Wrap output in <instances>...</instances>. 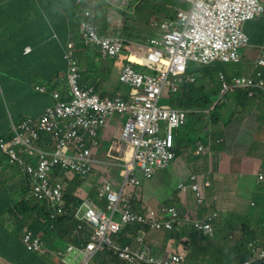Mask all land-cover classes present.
<instances>
[{
  "label": "built area",
  "instance_id": "obj_1",
  "mask_svg": "<svg viewBox=\"0 0 264 264\" xmlns=\"http://www.w3.org/2000/svg\"><path fill=\"white\" fill-rule=\"evenodd\" d=\"M191 4L188 11H179L174 21L163 20L156 25L157 32L148 42L144 55L145 63L156 71L149 76L125 66L120 81L130 87L127 97L121 93L114 99H101L93 89L78 86L79 73L76 67L75 44L69 43L65 59L71 64L69 84L74 99L71 103L61 102L60 95L54 94L57 103L50 107L38 120L27 118L20 125L13 124V137L8 140L0 136V155H7L32 182L33 196L45 200L54 207L62 202L65 185L59 176L53 175L56 167L71 179L85 177L101 163L95 158L100 142L98 130L107 127L115 116H121V138L126 146L133 148L127 163L121 165L125 181L120 192H116L110 183L101 190V196L109 199L112 215L92 206L87 207L84 218L94 225L95 233L88 245L80 249L84 264L107 247H113L112 235L117 233L122 224L114 220L117 212H122L124 223L139 220L152 227L160 228L163 222L158 214L149 210L147 216L134 214L131 201L136 187L141 181L136 177L137 170L150 178L155 170L165 168L173 158V130L186 123V112L169 107H160L161 96H171L179 91L184 83L192 82L186 77L190 62L210 64L215 61L237 62L239 51L248 43L244 32L247 21L257 19L264 13L261 0H185ZM90 12L85 17H90ZM154 27L153 24H151ZM155 28V27H154ZM85 44H93L101 49L106 58L117 57L125 48L124 41L118 37H101L93 22L81 24ZM158 37V38H157ZM258 66H264L261 60ZM223 78V77H222ZM249 86L253 85L248 81ZM262 85V84H261ZM45 92L44 88L39 89ZM164 124V128H162ZM51 136V141L41 139ZM21 153L35 156L37 165L24 162ZM54 148V151L48 148ZM202 147L199 148V151ZM263 179V175H261ZM51 180L55 181V186ZM197 192V203L204 204L200 184L192 186ZM61 212V208H58ZM161 215L176 217L174 208L163 209ZM171 226L170 223H167ZM207 230L210 227L206 226ZM29 249L40 247L39 239L26 237ZM121 257L130 261L135 258L130 249L117 248ZM264 258V253L261 255ZM163 264H180L177 260H168Z\"/></svg>",
  "mask_w": 264,
  "mask_h": 264
},
{
  "label": "crops",
  "instance_id": "obj_2",
  "mask_svg": "<svg viewBox=\"0 0 264 264\" xmlns=\"http://www.w3.org/2000/svg\"><path fill=\"white\" fill-rule=\"evenodd\" d=\"M13 1L0 0V10L4 13L10 11V3ZM59 1L62 9L65 10L67 2ZM17 7L19 9L20 5ZM167 7L168 4L165 5V10H155L157 12L151 14L150 17L162 14V19L166 18ZM135 9L136 5L133 11ZM148 13L153 12L150 10ZM44 17L46 16L44 15ZM28 21L30 24L36 25L35 30L38 37L14 38L6 28L9 23L0 22V61H2V71L11 72L3 81L5 86H10L8 90L11 92H8L7 95L11 104L14 105L15 109L19 107L18 114L20 113L22 116L38 117L53 103V100L50 95L34 97L35 88L46 86L54 89L57 83L66 84V70L60 52L58 51L57 54L55 50H52L55 36L49 33L53 32L50 22L46 18H35L34 16ZM262 27H264V17L248 23L245 28L248 34L257 36V42L251 45L252 49L248 51V57L252 60L256 59L254 50L258 52L264 46V34L259 31ZM126 41L129 44L128 49H130V45H136L130 39H126ZM27 48L32 49L28 54L25 50ZM22 50L23 52H21ZM125 51L128 53V50ZM127 53H121L113 61L104 59L98 61L96 65L93 62V66L87 71L89 76L86 85L92 84L98 87L99 93L105 96H114L117 92H128L127 87H116L119 73L126 64L125 55ZM221 72L214 73V79L217 80ZM34 73L40 75L42 84L35 83V86L32 85ZM210 77L205 74L201 83L204 86L206 82L210 85ZM230 116L231 118H229ZM119 122L121 121L117 118L110 121V126L114 123L112 134L117 133ZM107 130L106 128L100 133L105 135ZM179 132H176L177 144L179 143ZM213 133L222 136L212 137L211 154L202 157L183 156L189 174L205 173L211 177L212 188L208 191L206 208L198 210L191 193L184 197H170L171 202L182 207L181 220L178 223L179 228H177L179 241L174 239L167 241L168 235L163 231L150 230L142 238L156 255H165L173 252V250H180V244L188 242V234L191 232L193 222L212 212L237 216L240 222L237 224L238 230L243 225L250 227V232L264 244V181L259 182L258 179L260 172L264 169V96L257 94L254 99H251L247 110L236 109L233 104L229 105L224 110L219 125L214 127ZM218 141L222 142L218 143ZM106 155L107 150L103 147L96 157L104 160ZM11 168L14 167L7 163L0 164V197L4 195L5 190L10 188L16 190L15 197H23L19 186L25 184L26 179L13 181V178L8 175L11 173ZM94 173L87 178L81 187L86 194H89L95 186ZM240 187L243 193L241 190L238 193ZM230 196L238 198H227ZM87 198L92 202L90 197ZM1 200H3L1 205L7 207L8 201L3 198ZM139 202L140 205L143 204L141 198ZM11 230L10 223L5 227H0V250H6L5 248L8 247ZM236 235L239 238L241 232L238 231ZM231 249V247L230 249L225 248V251ZM10 261L12 260L7 256L0 254V264H13ZM195 264H211L210 256L208 254L198 255Z\"/></svg>",
  "mask_w": 264,
  "mask_h": 264
},
{
  "label": "trees",
  "instance_id": "obj_3",
  "mask_svg": "<svg viewBox=\"0 0 264 264\" xmlns=\"http://www.w3.org/2000/svg\"><path fill=\"white\" fill-rule=\"evenodd\" d=\"M64 1L67 2V8L65 10L62 9L59 0H14L10 3V11L4 13L0 10V22L4 21L9 23L6 25V28L9 34L14 38H34L38 37L35 30L36 25L30 24L28 19L33 16L35 18H46V20L50 22L51 29L53 30V32L49 33L55 36L52 50H55L57 54L59 51L62 58L61 60L64 61L61 55L64 51V47L69 40H79V25L86 11L91 12L92 17L90 21L97 25L101 35L108 36L110 30L107 24L100 18L101 12L103 14L105 11L102 5H100V0ZM178 1V3L181 2L180 0ZM107 2V0H103L104 5ZM132 2H138L136 4L137 6L142 4V2H147V6L150 5L154 12L157 9L162 10V8L159 7L156 9V5L151 4L150 0H133ZM18 5H20L19 9L17 7ZM167 12V17L174 16L173 11L167 10ZM43 13L46 17H44ZM123 28L120 32L123 31ZM259 31L264 34V27L259 29ZM123 33L126 34V39H130L127 30H124L122 34ZM151 34L153 33L150 31L147 33V36ZM256 42L257 36H255V34H248L247 46H251ZM21 52H23V50ZM100 57L99 48L97 50L88 47L84 52L78 54V61L85 69V84H88L87 77L89 74L87 71L93 60ZM1 64L2 61H0V71L3 72ZM196 67L199 68L197 71L198 75H195L196 83H184L183 87L171 96L173 108L182 109L187 112V124L182 127L179 132V142L187 147L201 141L207 143L209 135H213L216 138L219 137L220 135H216L217 133H213V131L206 129L208 125L212 127L218 126L223 118V112L229 104H233L236 109L247 110L248 104L251 101L248 95L242 93L239 89L226 93L223 99L219 100L220 86L218 85L219 83L214 81L213 77V74L217 71L212 66H201L197 64ZM135 68L138 70L145 69L149 73L151 72L147 66L135 65ZM3 73L5 74L4 78L2 79L0 76V134L8 135L10 131V120L13 119V121L17 123L23 116L20 113L18 114L19 107L15 109L8 98L7 93L11 92L8 90L10 86H5L3 84V81L11 72ZM34 74L40 77L38 73ZM205 74L211 76L210 80L214 82L213 87L206 88L201 83V79ZM229 79L230 77L227 78V80ZM65 86V84L62 85L57 83L54 87L56 89L54 90L65 92ZM41 96L40 93H36L34 97ZM214 103L216 104L212 110L211 116L205 120L203 109H206V107ZM229 118H231V116ZM8 137L10 136L8 135ZM177 155H188V152L184 153L178 150ZM84 181L85 179L78 177L69 182L65 192V212L57 218H51V209L45 202L34 197H28L31 192V185L27 180L25 184L19 186L23 197H15V189L10 188L5 190L4 195L0 197V227H4L6 220L8 223H12L13 230L11 231V236L18 250L16 252L15 249H12V240L10 239L8 242L10 249L0 250V254L7 256L12 260L10 262L13 264H55L45 253L29 252L25 248H22L23 250L21 249L20 231L25 227H29L35 234L40 235L44 245L51 252L56 254H63L68 245H74L76 247L85 246L91 239L94 228L88 222H81L76 217V212L82 205V200L75 196V192L81 187ZM90 197L102 206L107 205L106 200L100 199L101 202L97 200L99 194L95 189L90 192ZM1 198L8 201L7 207L1 205L3 202ZM236 227L237 221L233 215L220 214V218L215 223V232L212 238L204 237L202 234L195 232L201 240L194 239V236L189 245L185 244V248L189 252L188 257L189 255L191 258L193 255L197 256L198 254H203L202 250L214 246V240L218 242L220 233H223V237H225L228 244L231 243L232 249L228 250L226 255L223 250L215 252V259L212 264H241L248 261L251 257H255V254L247 250L249 244L254 241V236L248 231H243V242L241 237L236 241ZM146 230L143 224H128L119 234L115 235V243L119 245H130V243L137 240L140 234L146 232ZM89 264H128V262L122 261L114 249L106 248L104 251L96 254ZM255 264L264 263L257 262Z\"/></svg>",
  "mask_w": 264,
  "mask_h": 264
},
{
  "label": "clouds",
  "instance_id": "obj_4",
  "mask_svg": "<svg viewBox=\"0 0 264 264\" xmlns=\"http://www.w3.org/2000/svg\"><path fill=\"white\" fill-rule=\"evenodd\" d=\"M131 1H133V0H131ZM180 1L181 2H184V3H187L189 5V9H190L191 4L189 2H187L185 0H180ZM261 2H262V5L264 7L263 0H261ZM167 8H170V9H167V10L173 11L170 6H168ZM188 10H184L181 7H176V10L173 11L174 12L173 13L174 14L173 17H167L166 16V14H168V12H167L165 14L166 18L161 19L158 22L151 21L150 24H149L150 30H147V33H149L151 31L153 34L149 35L148 38L145 40L144 49L141 50L140 52H132V51H130L127 48L128 45H129L128 42L125 39H123L121 36H118V38H120V39H122L124 41V45H125V48L123 49V51L121 53L124 52V54H125V53H127V51H125V50H128V53L125 55L126 64L124 65L123 69L125 68V66L131 65L134 68V70L137 71V72H139V73H143V74L149 75V76L155 75L156 74V71L154 70V68H151L149 65H147L145 63L144 59L141 56L144 55V52L146 50L145 48L147 47V45L149 43L148 41L151 38H153L154 33L157 32L156 25L159 22L163 21V20L174 21L176 19L177 13L179 11H188ZM86 12H90V11H86ZM85 13H84L83 19L81 20L80 25H79V29H80L79 40H77V41L69 40L66 43V46L64 47V51L62 50L63 53L61 55L63 57V60L65 61L64 63H66L65 64V70H66V84H65L66 86H65V92L57 91V90H54L56 88L52 89V88L46 87V86L36 87L35 88V92L36 93H40L41 95H50L51 98H52V100H53V103L51 105H49L45 109V111L43 112V114H41L38 117L23 116V118H21L17 123H15L13 121V119H11L10 120V131L8 133V135L10 137H8V135H4V134H0V136H3L5 138H7L8 140H10L13 137V134H14L13 124L18 126L23 121H25L27 118H32V119H35V120H38V119L42 118L44 116V114L46 113V111L50 107H54L56 105L57 100L54 97V94L55 93H58L60 95V98L58 99L59 101H61V102H67L68 104L72 102V100L74 99V96L72 94L71 86L69 84V73L71 72V67L72 66H71L70 62L67 59H65V51H66L67 46H68L69 43H74L75 44V55H74V58H75V61H76V67L78 68V73L80 75L79 76V80H78V86L80 88H83V89H93L94 94L98 95L101 99H106V98H108V99H114L117 96V94H119V93H121L123 95V97H127L130 94V91H131L130 87H128L127 85L123 84L120 81V75H121V72L123 71V69L119 73L118 81L121 84H123L125 87L128 88V92H125V93L124 92H117V93H115L114 96H103V94H100L99 93L98 87L96 88L92 84L86 85L84 83L85 79L83 80V78L85 76L84 75L85 69L83 70L84 67L78 61L77 56H78L79 53L84 52L88 47L89 48H93V49H97V50L99 48L98 46H95L93 44H85V42H84L83 35H82V30H81V24H82L83 21H89V22H91L90 21V18L92 17L91 12H90L91 15H90L89 18H86L85 17ZM263 15H264V13H263ZM263 15L261 17L257 18V19L249 20V21H247L245 23V25H244V32L246 33L247 36H248V34H247L246 30H245L246 25L248 23H251V22H254V21H257V20L261 19L263 17ZM151 24H153L155 28L152 27ZM96 27H97V25H96ZM97 29H98V27H97ZM97 31H98L99 36H101V37H104V38L111 37L109 35L108 36L101 35L99 33V29ZM112 37H117V36H112ZM250 47L251 46H247V45L245 47H242L240 49V51H239V61H237V62L231 61V62H233V63H239L241 61V51H242V49H249ZM25 50L27 51L26 54H28V53H30L32 51V49H30V48H27ZM99 50H100V54H101L102 58L108 59V60H114V59H116L117 57H119L121 55V53H120L117 57H114V58H106V57L103 56L100 48H99ZM261 60L264 61V46L260 50H258L257 55H256V59L254 60L253 71H252V73L249 76L238 75V74H235L234 73L233 75L228 76V77H230V79L227 80L228 77L225 74H223L222 72L219 73V78H220V80L223 83L222 87H220V99L219 100H222L223 97H224V95L226 93H228L230 91H233L235 89H239V91H241L242 93L247 94L248 97H249V99H254L257 94H262L264 96V66H258V64H259V62ZM218 61H220V60H218ZM215 62L210 63V64H201V63H197V62H190V63L198 64V65H201V66H212ZM221 62H223V61H221ZM223 63H230V62H223ZM135 65L147 66L151 70V72L149 74H146V73H144V72L136 69L135 68ZM185 75H186V77H192L193 78V81L192 82H187V83H190V84L196 83V76H195V74H193L191 72V70L189 69V66H188V69H187ZM199 77H202V76H199ZM202 80H203V78L201 79V81ZM214 81H216V83H219L220 84V82H219L218 79L217 80L214 79ZM248 81H252L253 82V85L249 86L247 84ZM62 85H64V84H62ZM213 85H214V82L212 80H210V85L206 82L205 87L206 88H211V87H213ZM182 87H183V85L181 86V88ZM40 88H44L45 89V92H41L39 90ZM215 104L216 103L212 104L211 106L206 107V109H203V115H204V119L205 120L208 119L211 116V113H212V110L214 109ZM229 105H231V104H229ZM169 108L178 109V108H173V107H169ZM178 110H182V109H178ZM182 111H184V110H182ZM117 117L118 116H115L112 119L117 118ZM208 121H210V120H208ZM186 124H187V112H186V123L183 126H180V127H178V128H176V129L173 130V136H174V138H173V146L171 148V152L173 153L174 156H173V158L170 160L169 164L165 168L159 169V170L158 169L155 170L154 173H153V175L150 178H146L144 176V173L141 172V171H139V170H137V172H136V177L141 181V184L138 185L135 188L136 191L133 194V199H132L131 204H130L131 205V210L133 211L134 214L142 215V216H147V212L149 210L155 211L158 214V217H157L158 220L161 221V222H163L162 227H160V228L152 227L151 225H148V224H146L144 222H141L139 220L124 223L122 212H117L114 215V220H116L118 223L122 224V227H121V229L117 233H115V234L112 235L114 246L113 247H107V248L114 249L115 252H116V254L118 255V257L122 261L128 262V264H163V263H165L168 260L172 261V260H177V259L180 262V264H190V263L195 264L197 262V256L198 255H202V254H198L197 256H194L193 255L191 258H190V255H189V257H188L189 252L186 250L185 244L189 245L192 242V238L194 236L199 237L195 232L202 234L204 237H210V238H212L214 236L215 223L220 218V214L219 213H216V212H212L211 214H207L202 219H199V220H196V221L193 222L191 232L188 234V242L187 243L180 244V247H181L180 250H177V251H174L173 250V252H169V253H167L165 255H156V254H154L152 252L151 247L142 238V236H144V234L148 233L150 230H153V231H163L165 234H167L168 235L166 237V240L167 241L170 240V239H174V240H178L179 241V234L177 232V228H179L178 223L181 220L182 207L181 206H178L176 204H173V205H164V206H162V207H160L158 209H153L152 207H146L144 205V201H143V204L140 205V202L139 201H140V198L141 197H140V195H138V190L143 186V184H144L145 181H148V180L152 179L154 175L164 174L162 176H165L166 169L177 159V156H178L177 155V151L178 150L179 151H182L184 153L188 152V155H192V156H196V157H202L203 155L211 154V152H210L211 146H212L211 140H213V138H212L213 135H209L208 136L209 137V140L207 141V143L201 141V142H197L195 145H191V147L190 146L187 147L186 145H181L180 142L177 144L176 132L177 131H180L182 129V127H184ZM109 125H110V122H109L108 126ZM107 127H104V128L99 129L98 130V134H97V140L100 142V146L97 149V153L95 154V158L98 159L101 162L99 164L100 165L99 167H97L96 169H94L91 173H89L85 177L76 176V177H73L71 179H68L65 176V172L61 168L56 167L54 169L53 175L59 176L60 182L65 185L64 197L62 199V202L59 203V204H57L56 207H54L52 204L48 203L45 200H41V199L33 196L32 190H33V186L34 185L30 181L29 176L27 174H25L15 163H12L10 161V158L7 155H0V164L7 163L8 165H11L13 167L19 168V170L24 173V175H25L26 180L28 181V183L31 185V192H30V194H29L28 197H34V198H36V199H38V200H40L42 202H45L48 205V207L51 209V212H52L51 218H57L60 215H63L64 212H65V192H66V189L68 187L69 182L72 181V180H74L75 178H78V177H81V178L85 179V181H86L87 178H89L91 176V174H93L95 171H100V169L103 166H105V165H110V166H113V167H117V168H119V170H121L122 183L120 184L119 190H117L116 189V185L114 183L110 182L109 179L107 178L105 180L104 186L107 183H110L111 186H113L114 191L120 192L122 190L123 184H124V181H125V177L123 176V170H124V168L121 165H124L125 163H127V158L130 157V155L132 154V152H133L134 149L133 148H128V150H124V147L126 146V143H124L123 145H119L118 143H115L112 146V148L110 149V151H115V152L118 153V159H119L118 162L109 163L108 161L105 160V157H104V160L97 158L96 155L100 152L101 148L104 147V141H101L98 138L99 137V131H102V130L106 129ZM120 128H121V122L118 123V126H117V134L120 131ZM206 129H208L210 131H213L214 127H212L211 125H208V127ZM50 138H51V136H47V137L41 136V139H47V140H50L51 141ZM221 142L222 141H218V143H221ZM200 147H202V149L199 151V148ZM16 149H17V151L19 153L18 156L24 162H26L28 164H31L33 166H36L37 165V158L35 156H30V155H26L24 153H21V148H19V147L16 148ZM189 149H190V151H189ZM48 150H50V151L51 150H55V147L54 148L53 147L52 148L50 147V148H48ZM177 163L178 162L176 161V164ZM261 175H263V179H261ZM258 179H259V182H263L264 181V169L260 172ZM84 182H83V184H84ZM51 183H52L53 186H55V184H56L54 180H51ZM195 184H200L201 189H202V196H203V199H204V204L202 206H199L198 205V203H197V192L194 191L193 188H192V186L195 185ZM82 185H81V187H82ZM81 187L78 188L76 190V192H75V196L82 200V205L80 206V208L76 212V217L81 222L82 221L88 222L87 219L84 218V215H85V213L87 211V207L89 205L92 206V207H95L97 209L103 210L108 215H112V212L108 208L109 207V203H110L108 197L107 196H103V197L101 196V190H102L103 187L100 188V189H97L94 186L92 188V190H94V189L97 190V192L99 194V197H98V201L99 202H101L100 199H103V200H106L107 201V205L106 206H102L97 201H94V200H92V202H91L87 198V197H90V193L89 194H86L81 189ZM211 188H212L211 177L208 176V175H205V173H190L186 177L185 180L180 181L178 183V185H177V189L181 193H187V194L188 193H191V194H193L195 206L197 207L198 210H204L206 208V201H207L208 191ZM141 200H143V199L141 198ZM58 208H61L62 211L59 212L58 211ZM169 208L176 209L178 215L176 217H171L169 215H161L160 214L163 209H169ZM222 214H224V213H222ZM118 216L120 217L119 219H117ZM131 223H140V224H143L145 226V228L147 229L146 232L140 234L139 238L137 240L133 241L132 243H130V245H119V244H116L115 243V235L119 234L128 224H131ZM167 223H170L171 226H168ZM7 224H8V222L6 220L4 227ZM89 224L92 225L93 228H94V230L92 232V236H93L94 233H95V227H94L93 224H91V223H89ZM10 225H11L12 230H13L12 223H10ZM207 225L210 227V230H207L206 229V226ZM238 231L241 232L240 237H241L242 242H243V238H244V235L242 233L243 231H248L249 233H252V232H250V227H247V226H244V225L241 226V228H239V230L236 227V233ZM236 233H235V240L238 241L240 239V237L237 238ZM9 234H10V239L12 240L11 247H12V249H15L16 252H17L18 247H17L16 243L14 242V240H13V238L11 236V232H9ZM252 235L254 236V241L249 244V246L247 247V250H249L248 252H250L252 254H255V257H251L248 261H246L244 263H241V264H255L257 262L264 263V258H261V255L264 253V244H262L259 240H257L256 239V236L253 233H252ZM27 236H30L31 238H37V239H39L40 247L38 249H29L28 248V245L26 243V240H25ZM92 236H91V239H92ZM91 239L88 241V243L91 241ZM9 240H8V242H9ZM88 243L85 246H82V247H76L74 245H68V247L65 249V251L63 252V254H56V253L51 252L44 245V242H43L42 237L40 235L35 234L33 231H31L29 227H25L23 230L20 231V247H21V249L22 248L23 249L25 248L29 252L45 253L46 255H48V257H50V259L55 264H77L76 262L80 258H82V262L80 264H84V256L80 253V249L86 247L88 245ZM133 243H136V244L135 245H132ZM229 245L232 248L231 243H229ZM214 246H215V248H214ZM214 246H210V247L202 250L203 251V254H208L210 256V263L211 264L214 262L215 252H217L218 250H223L224 253H225V255L228 252V250L225 251V249H220L216 245H214ZM117 248H121V249L129 248L130 249V252L134 256L135 260L134 261H130V260H127V259L122 258L121 257V254L117 250ZM5 249L6 250L7 249H10L9 244H8V247L5 248ZM100 252H102V251H100ZM100 252H98V253H100ZM250 253H249V256H250ZM93 258H92V260H93ZM234 264H237V263H234Z\"/></svg>",
  "mask_w": 264,
  "mask_h": 264
},
{
  "label": "rangeland",
  "instance_id": "obj_5",
  "mask_svg": "<svg viewBox=\"0 0 264 264\" xmlns=\"http://www.w3.org/2000/svg\"><path fill=\"white\" fill-rule=\"evenodd\" d=\"M107 1L108 2L104 5L103 0H100V5H102L103 9H105L103 14L101 12L100 18L103 22H105V24H107V27L110 28L108 35L117 36V37L121 36L123 39L126 40L125 38L126 34L125 33L122 34V32L124 30H127L130 35V40L134 44H136L134 46L130 45L129 50L132 52H140L141 50H143L145 40L148 38L147 30H150L149 28L150 22L151 21L158 22L163 18L162 14L152 15L150 17L151 14H154V11L152 10L153 8L150 7V5L147 6V2H142V4L138 6L136 5V9L133 11L135 4H137L138 2L134 3L131 0H107ZM150 1L151 4L156 5L155 7L156 9L157 7H159L162 8V10H165L166 4H168V6H170L173 11L176 10V7H181L184 10L189 9V5L187 3L184 2L178 3L179 2L178 0H150ZM263 4H264V0H263ZM150 10L153 13H148V11ZM122 28L123 31L120 32ZM251 49L252 47H250L249 49H243L241 51V61L239 63H233V62L223 63L221 61H216L212 65V67H214V69L217 71L216 73L222 71L226 74L227 77L233 75L234 73L238 75L249 76L252 73L254 67V60L248 57L249 56L248 51H250ZM254 54L257 55V51L254 50ZM101 60H104L102 56L100 58H95L93 62H95L96 65V63ZM93 62L91 66H93ZM195 65L197 66V64L189 63V69L193 74L198 75L197 71L199 68H197ZM140 71L149 74V72L145 69H141ZM0 76L3 79L5 74L0 71ZM218 80L220 82L219 84L220 87H222L223 83L220 80L219 75H218ZM35 83L42 84L40 77L37 76L36 74H34V80L32 81V85H34ZM116 87L126 88L119 81L117 82ZM34 93H35L34 95H36V92ZM158 104L160 107H174L171 96L169 95L161 96ZM117 119L121 121L125 120L121 116H118ZM113 126L114 123H112L111 126L109 125L107 127L108 130L105 135L103 133H100L101 131H99V137H98L99 140L104 141V149L107 150V155L105 156V160L108 161L109 163L119 161L118 153L115 151H110L112 146L115 143H118L119 145L124 144L121 138V134L123 130L121 131L120 128L118 134L117 133L112 134ZM161 126L162 128H164L165 125L162 124ZM182 144L183 143H181V145ZM176 161L178 162L177 164ZM99 166L100 165H98L97 167ZM10 172L11 173H8V175H10L13 178V181L26 179L24 173L20 171L19 168L17 167L11 168ZM188 174H189V169L185 164L184 158L181 155H179L177 156V159L166 169L165 176L157 174L154 175L152 179L145 181L143 186L138 190V195H140V197L143 199L144 205L146 207H152L153 209H158L164 205H173L174 203L169 200L170 197H184L185 195H187V193H181L177 189V185L180 181L185 180ZM94 177L96 180L95 187L97 189H100L104 186L105 180L107 178L109 179L110 182L116 185L117 190H119L120 184L122 183L121 170H119V168L117 167H113L110 165H105L100 169V171H96L94 173ZM240 190L243 193L241 187L238 190V193L240 192ZM227 198H238V197L230 196ZM233 217L236 219L237 224H239L240 223L239 218L235 215H233ZM119 218L120 217L118 216L117 219ZM194 239L201 240L197 236H195ZM214 243L220 249H225V248L230 249V245L226 242L225 237H223V233L222 234L220 233V239L218 240V242L214 240ZM81 262H82V258H80L76 263L80 264Z\"/></svg>",
  "mask_w": 264,
  "mask_h": 264
}]
</instances>
